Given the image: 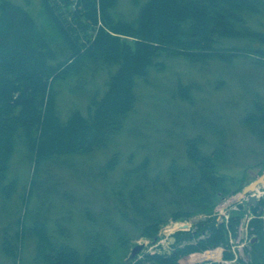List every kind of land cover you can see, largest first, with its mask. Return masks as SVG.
I'll return each mask as SVG.
<instances>
[{"label": "trees", "instance_id": "16d2710c", "mask_svg": "<svg viewBox=\"0 0 264 264\" xmlns=\"http://www.w3.org/2000/svg\"><path fill=\"white\" fill-rule=\"evenodd\" d=\"M40 2L47 25L70 53L55 64L48 39L28 11L0 0V180L20 146L32 166L26 206L32 193L44 190L40 179L47 174L48 162L85 156L111 145L135 110L138 85L151 71L164 69L161 55L190 63L244 58L264 66V0H129L131 17L117 14L118 0ZM103 72V87L93 84L89 89L88 73L93 79ZM61 87L86 96L83 112L71 110L65 119L59 115ZM176 95L187 100L189 90L179 85ZM217 121L203 126L210 143L200 135L183 140L185 163L174 157L164 167L152 166L145 157L123 169L112 191L116 208H104L96 217L84 212L92 229L83 238L82 252L69 242L65 224L69 216L49 228L41 214L43 200L32 217L18 220L28 219L29 225L17 224L14 242H21L26 232L33 238V264H113V245L153 240L168 220L209 214L230 194L226 178L216 169L232 167L235 155L225 140L221 118ZM240 124L264 144V101L259 96L243 111ZM260 158L258 165L264 170V156ZM115 164L112 156L105 169L109 172ZM15 188L16 182L11 181L1 191L9 195ZM119 215L131 218L132 229L115 221ZM235 222L229 224L232 231ZM251 226L256 241L246 264H264L263 224L255 219ZM105 230L115 234L114 243ZM205 232L203 239L179 246L183 239ZM227 234L223 224L206 218L197 222L194 235L176 234L169 254L147 253L128 259V264H199L207 262L206 253L216 247H223V258H229ZM6 245L3 242L4 250L16 258Z\"/></svg>", "mask_w": 264, "mask_h": 264}, {"label": "rangeland", "instance_id": "374dc122", "mask_svg": "<svg viewBox=\"0 0 264 264\" xmlns=\"http://www.w3.org/2000/svg\"><path fill=\"white\" fill-rule=\"evenodd\" d=\"M9 1L24 7L39 31L46 36L55 55L52 64L69 57L65 43L56 38L54 31L47 25L40 0ZM116 9L117 14L131 17L129 0H118ZM76 29L80 30L78 27ZM52 35L53 40L50 38ZM159 60L164 69L151 71L149 77L138 85L135 110L111 145L85 156L48 162L47 174L44 173L40 179L44 190L32 193L27 206L25 196L32 166L23 149L20 146L15 148L6 176L0 180V264H33V238L26 232L22 241L16 244L13 235L18 228L17 224L29 225L28 219L22 222L18 220L21 221L25 215L26 218L32 217L43 203L41 214L48 219L50 229L53 230L55 220L69 216L65 223L68 224L69 242L82 252L83 238L92 229V223L87 221L84 212L88 210L96 217L104 208H116L112 191L116 189L115 182L122 170L139 164L145 157L150 158L152 166L164 167L174 157L185 163V138L200 135L206 143H210V134L203 127L205 122L217 124V119L221 118L226 131L225 140L236 156L230 164L232 167L216 169L217 175L226 178L230 194L220 200L209 214L198 215L197 219L210 218L217 221V207L223 201L237 196L246 184L264 172L258 165L260 157L264 156V144L248 134L240 124V117L253 98L259 96L264 101V66L255 65L252 60L244 58L234 59L230 63L217 60L190 63L182 57L161 55ZM105 77L103 72L92 79L88 73L87 87L90 89L93 84L103 87ZM179 85L189 90L187 100L176 95ZM58 91L57 111L63 119L71 110L84 111L85 95L70 93L68 87H61ZM112 156L116 164L108 172L105 165ZM11 181L16 182V188L9 195L3 194L2 187ZM44 191L47 194L45 198ZM237 215L242 217L243 211L240 210ZM129 220L122 215L115 217L118 224H131ZM190 220H181V223L192 224ZM168 222L159 228V241L164 238L163 231ZM127 227L132 229L130 225ZM251 234L252 231L248 230V235ZM105 235L114 243V233L106 231ZM167 240L155 245L149 243L148 239L139 238L125 247L113 245L111 261L113 264H128L131 249L141 244L144 248L140 255L171 252L174 246L170 238ZM3 242L16 258L4 250ZM247 245L242 248L244 256H247L249 249Z\"/></svg>", "mask_w": 264, "mask_h": 264}, {"label": "built area", "instance_id": "2783aa9c", "mask_svg": "<svg viewBox=\"0 0 264 264\" xmlns=\"http://www.w3.org/2000/svg\"><path fill=\"white\" fill-rule=\"evenodd\" d=\"M259 201H264V187H259L252 194ZM263 214L260 216L264 222V207ZM243 211V216L238 219L236 230L234 234L228 233L229 236V244L231 245V250L233 257L230 260L221 261V264H243L242 259L244 255L242 254V248L249 243L250 236L248 235L249 224L255 218V215L251 213L250 207L247 204V198L241 196H235L231 199L225 200L220 207H217L216 213L218 214L217 222L224 223L226 226L230 222V214L235 212ZM193 223L180 224L170 221L165 231H163L164 238L159 243H163L164 241H168L167 238H172L176 232L180 231H188L192 229ZM194 227V226H193ZM240 242L239 245H237ZM168 243V242H167ZM248 246V245H247ZM240 257H242L240 259ZM244 261V260H243Z\"/></svg>", "mask_w": 264, "mask_h": 264}, {"label": "water", "instance_id": "95a60500", "mask_svg": "<svg viewBox=\"0 0 264 264\" xmlns=\"http://www.w3.org/2000/svg\"><path fill=\"white\" fill-rule=\"evenodd\" d=\"M264 185V173L255 181L250 183L243 189V194L248 192H252L256 186ZM256 201L253 197L249 198V204L255 205ZM253 241H256L255 239ZM143 249V245H136L130 251L129 259H133L141 250Z\"/></svg>", "mask_w": 264, "mask_h": 264}, {"label": "bare ground", "instance_id": "6f19581e", "mask_svg": "<svg viewBox=\"0 0 264 264\" xmlns=\"http://www.w3.org/2000/svg\"><path fill=\"white\" fill-rule=\"evenodd\" d=\"M208 256L211 257V258H217L218 259V252L217 253L208 254Z\"/></svg>", "mask_w": 264, "mask_h": 264}]
</instances>
